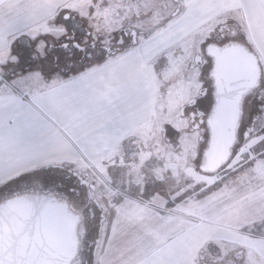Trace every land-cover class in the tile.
<instances>
[{
  "label": "crops",
  "instance_id": "0c3cea01",
  "mask_svg": "<svg viewBox=\"0 0 264 264\" xmlns=\"http://www.w3.org/2000/svg\"><path fill=\"white\" fill-rule=\"evenodd\" d=\"M23 1L27 10H18ZM233 3L240 8L248 39L264 68V0ZM91 6L90 0H0V64L15 62L17 49L29 44L30 37H63L64 26L72 21L74 13L82 11L84 18H92L87 11ZM228 11V16L237 12L230 7ZM225 13L219 0H186L182 10L173 15L171 29L175 37L197 34L200 26ZM61 14L65 16L56 21ZM72 27L74 31L78 28ZM161 38L150 37L109 60L100 62L104 57H99L87 61L74 76L30 95L7 94L1 98L0 186L8 178L38 168L67 164L83 172L91 170L95 176H90L99 180L109 166L105 161L122 163L128 140L139 136L142 127L150 126L152 121L142 68L149 64L152 53L162 50ZM37 42L33 47L42 43ZM262 131L242 147H251L256 165L264 160ZM117 149L122 150L121 158L114 157ZM255 168L253 184L247 182L239 188L232 183L226 185L215 204L200 201L201 207L187 206L176 199L175 209L170 200L151 202L130 194L113 197L110 193L114 200L95 264H199L200 255L209 259L214 244L224 245L221 251L227 253L246 245L245 238L253 242L245 246V252L264 262V182L258 181L264 173ZM255 226L261 229L259 236L249 232ZM208 245L213 246L208 249Z\"/></svg>",
  "mask_w": 264,
  "mask_h": 264
},
{
  "label": "rangeland",
  "instance_id": "374dc122",
  "mask_svg": "<svg viewBox=\"0 0 264 264\" xmlns=\"http://www.w3.org/2000/svg\"><path fill=\"white\" fill-rule=\"evenodd\" d=\"M184 1L186 0H100L99 2L90 0L92 6L87 8V11L92 15V18H84L85 13L78 11L71 16L72 21L64 26L66 32L63 37L59 36V39H54L50 35L30 37L32 41L29 44L20 45L21 47L17 49L19 55L15 62L7 64L4 61V65L0 64V99L7 94L23 96L25 93L30 95L29 92L41 90L50 84H54L55 81L74 76L77 71L82 70L87 61L102 58L104 56L102 46L106 45L107 49L114 47L117 51H124L133 48L136 44L145 43L150 37H164L165 39L161 38V44H164L163 48L161 47L162 50L152 53L149 64H144L142 68V77L148 98V111L150 120L152 119L150 126H143L139 131V136L128 140L124 146L125 157H123L122 163L105 161V164L109 166L104 176L100 177L99 180L93 178L97 187L94 196L99 198V206L103 214L102 223L97 233L98 241L94 261H96V256L98 257L97 254L101 250L107 215L114 200L110 198V193L113 194V197L120 194H130L147 200L150 199L151 202L170 200L171 204L175 205V209H178L177 204L174 203L176 199L184 202L187 206L188 204H196L197 207H201L203 203L200 201H212L215 204L221 191L226 190V185L229 186L232 183L236 188H239L247 182H249L248 185L253 184L252 178L237 180L236 177L231 178L229 184L223 183L224 179L227 178V167L233 170L241 165L239 155H242V152L239 154L234 150L236 147L232 149L233 158L226 167L212 174H199V170H196L200 163L198 162L200 157L199 146L202 151L206 142L200 143L199 135L186 129V119H182L181 116V107L186 105L189 99L195 97L201 87L198 78L207 86H211L210 65L203 66L204 58L199 60L202 57V54L199 55L202 53V48L205 51L207 44L213 40L209 36L210 32L219 31L222 27L225 37L222 39L220 35L216 34L214 39L217 40V45L241 44L255 54L256 51L245 31V20L241 17L238 4L233 3L234 0H219L225 9V14H221V17L217 19L213 18L209 24L205 23L200 26L196 30L197 34L175 37L171 29L174 22L172 18L174 14L182 10ZM157 6L159 9L164 7L165 10L159 11ZM19 7L22 11L28 8L25 1L19 4L18 10ZM228 7L237 10V12L233 11V15L228 16L230 14ZM172 12V15H168ZM64 16L65 14L59 15L56 21ZM180 19L181 17L178 20ZM72 26L78 27L77 30L74 31ZM167 28L168 30L164 34H160L162 30ZM154 29L155 31L150 33ZM46 30L49 29L46 28ZM131 32L137 34L134 44L126 36ZM118 34L127 37H123L122 45L116 43ZM65 37L70 38L69 41L61 42L60 40ZM79 40L81 43L76 45L83 46V48L78 52L73 50L76 47L72 45V41L79 42ZM37 41L42 43L40 46L33 47ZM66 42L68 43L65 45L66 47H62L63 43ZM45 46L51 47L45 48ZM110 57H104L100 62L109 60ZM259 65L262 73L259 80L261 84L264 68L260 62ZM247 95L242 100L245 116L251 113L248 103L252 99ZM209 96L202 100L204 104L210 100ZM202 101L198 104L207 113L208 108H204ZM261 129L264 133V113L258 123L257 133ZM121 152L122 150L117 149L114 152V157H120ZM258 165L260 163L257 164L259 167L257 170L264 173V160L260 166ZM70 166L73 171L79 174L85 171L82 168ZM52 169L53 167L42 171L41 168H38L37 172H28L18 177L6 179L4 184L0 186V197L10 195V191L13 190H21L24 183H30L29 179L32 176L34 178L40 177L37 179L38 184L44 183V181L49 183L51 180L54 181L56 177L60 179V176L54 175L50 176L51 179L47 177L44 179V175ZM89 171L95 176L91 170ZM90 173H88L89 177H91ZM258 181L259 184H263L264 177ZM52 184L53 182L50 185ZM93 221L94 223L98 221L97 212H95ZM260 231L258 226L249 229L250 233L258 236ZM245 242V246L248 245L249 247L253 243L252 239L247 240L246 238ZM212 246L208 245V249ZM218 246V244H214L216 255H218L217 259H220L225 253L221 251L224 245ZM245 254L248 256L246 257L248 263L253 261L254 264H264L257 258L251 257L249 251Z\"/></svg>",
  "mask_w": 264,
  "mask_h": 264
},
{
  "label": "water",
  "instance_id": "95a60500",
  "mask_svg": "<svg viewBox=\"0 0 264 264\" xmlns=\"http://www.w3.org/2000/svg\"><path fill=\"white\" fill-rule=\"evenodd\" d=\"M205 54L212 62L213 105L205 120L207 141L198 170L212 174L231 157L242 100L258 87L261 69L257 56L241 44H210ZM78 222L65 202L48 195L20 194L1 201L0 264H71L77 253Z\"/></svg>",
  "mask_w": 264,
  "mask_h": 264
},
{
  "label": "flooded vegetation",
  "instance_id": "af4514ba",
  "mask_svg": "<svg viewBox=\"0 0 264 264\" xmlns=\"http://www.w3.org/2000/svg\"><path fill=\"white\" fill-rule=\"evenodd\" d=\"M173 12L171 13V15ZM224 31V30H223ZM222 27L219 31L210 32L209 36L213 40L210 41L208 45L214 44L217 45V40L214 39L216 34L220 35L222 39L225 37L223 35ZM127 33V32H125ZM213 33V34H212ZM142 34V33H141ZM217 35V36H218ZM128 39L131 43H135V35L134 32L127 34ZM123 34H118L116 43L118 45L123 44V37L127 38ZM216 36V37H217ZM215 37V38H216ZM68 43H63L62 47H66ZM75 41H72V45H75L76 48L73 50H77L78 52L82 50L83 46L76 45ZM137 45V44H136ZM219 46V45H217ZM103 57L115 56L116 54L124 53V51H117L114 47L113 49H107V46H102ZM128 50V49H127ZM202 57H198L199 60L203 59V66L210 65L211 68V59L206 56L205 51L202 48ZM84 58V57H83ZM210 72V70H209ZM202 78V77H201ZM200 82V89L197 91L196 96L189 99L186 105L181 107L183 113L181 114L182 119H186V129L189 132H196L199 137L200 143H204L207 141V130L205 126V120L207 119L208 113L213 105V96H212V81L210 80L211 86H207L200 78H198ZM264 81L258 85L257 88L252 90L249 95H247L252 100L248 103L249 110L251 111L250 115H244L243 109L241 118L239 121L238 129H237V141L236 143L239 145L242 143L245 145L248 141L255 138L259 133H257V126L259 121L261 120V115L264 113ZM208 95H210V100L207 103H203ZM202 101V105L204 108H208V112L205 113L202 108H200L199 104ZM243 107V101L242 106ZM197 113H203L199 117L195 116ZM203 122L199 123V120ZM199 143V144H200ZM236 145V144H235ZM205 146V145H204ZM204 149V148H203ZM202 149V151H203ZM200 146H199V154H200ZM201 151V153H202ZM201 156V155H200ZM46 171V170H45ZM60 176V179L56 177L52 185L51 182H46L38 184L37 179L40 177H33L29 179V182H35L34 184L24 183L22 185L21 190H13L10 191V196H2L0 197V202L10 198L12 196L20 195V194H43L48 195L57 199L60 202H65L69 208V210L75 215L78 216V224L76 228V234L78 236V246L77 253L72 260L71 264H95L94 261L95 251L97 248V233L100 229L103 214L101 213V209L99 206V198L94 196V193L97 191V187L95 186V180L89 177L87 172H83L81 174L72 170L70 165H61L56 166L51 171L45 174L44 179L47 177L51 179L50 176ZM43 177V176H41ZM56 182V183H55ZM6 193V192H5ZM95 212L98 213V221L94 223V215ZM96 234V236H95ZM245 245L238 246L237 248L229 251L227 253H223L220 259H217L216 252L212 251L208 260L205 259L204 254L199 257V264H248L245 255Z\"/></svg>",
  "mask_w": 264,
  "mask_h": 264
},
{
  "label": "trees",
  "instance_id": "16d2710c",
  "mask_svg": "<svg viewBox=\"0 0 264 264\" xmlns=\"http://www.w3.org/2000/svg\"><path fill=\"white\" fill-rule=\"evenodd\" d=\"M245 145H243L242 143H240L239 145L236 143V145H234V147H236V149H234V150H236L239 154H241L240 152H242V155H239V157H240L239 161H240L241 165L239 167H236L233 170H231L227 167V169H228L227 178L224 179L223 183L227 182V184H229L230 179L233 177H236L237 180L241 179V178H243V179L244 178H246V179L251 178L253 175L252 173L253 172L256 173L255 167H257V165H256V163H254V155L255 154L253 153L252 150H250L251 147H250V149L246 148V150H243L242 147H245ZM232 154H233V150H232ZM232 154H231V157H230L229 161L227 162V164L222 166L218 171H220L221 169L226 167L229 164V162H231V159L233 158ZM200 155H201V153H200ZM249 156H251V157H249ZM198 162H200V157H199ZM252 166H253V168H251ZM50 168L51 167H49L48 169H50ZM196 170H198V169H196ZM42 171H45V169H42ZM35 172H37V171H35ZM198 173L201 174V172H199V171H198ZM259 175H260V173H259ZM232 185H234V184H232ZM7 196H10V195H7ZM7 196H5V197H7Z\"/></svg>",
  "mask_w": 264,
  "mask_h": 264
},
{
  "label": "bare ground",
  "instance_id": "6f19581e",
  "mask_svg": "<svg viewBox=\"0 0 264 264\" xmlns=\"http://www.w3.org/2000/svg\"><path fill=\"white\" fill-rule=\"evenodd\" d=\"M78 217V216H77Z\"/></svg>",
  "mask_w": 264,
  "mask_h": 264
}]
</instances>
